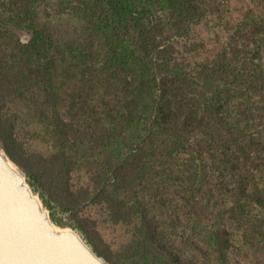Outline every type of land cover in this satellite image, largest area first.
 Segmentation results:
<instances>
[{
	"label": "trees",
	"instance_id": "trees-1",
	"mask_svg": "<svg viewBox=\"0 0 264 264\" xmlns=\"http://www.w3.org/2000/svg\"><path fill=\"white\" fill-rule=\"evenodd\" d=\"M36 1H5L7 24L22 37L0 33V145L50 210L51 221L79 231L108 264H264V164L242 161L249 153L243 146L237 145L236 155L219 148L218 125L224 123L217 111L226 109L224 92L237 85L218 89L212 107L197 115L200 133L209 141L208 167L202 158L198 165L186 159L196 152L190 134L161 120L163 106L175 104L165 81L188 75V55L205 49L203 43H185L183 54L175 39L182 33L174 32L186 35L190 21L218 10L220 2L75 0V13L103 32L100 41L109 46L96 68L99 51L87 54L84 44L57 42L37 26ZM254 2L256 11L243 12L236 24L245 31L256 23L264 77V0ZM223 26L233 27L228 20ZM249 34L229 37L248 41ZM91 44L85 43L88 49ZM29 59L41 61L42 76L34 77L23 65ZM125 65L134 68L135 81L128 110L104 101L119 98L122 83L95 73ZM91 70L89 81L101 87L91 86L85 105L100 101L105 118L80 126L64 110L75 94L68 95L67 87L70 76ZM233 81L242 83L240 72L231 74ZM210 171L218 186L216 209L189 212L186 208L204 195ZM226 171L232 186L223 179ZM102 228L120 231V238L105 242Z\"/></svg>",
	"mask_w": 264,
	"mask_h": 264
},
{
	"label": "rangeland",
	"instance_id": "rangeland-1",
	"mask_svg": "<svg viewBox=\"0 0 264 264\" xmlns=\"http://www.w3.org/2000/svg\"><path fill=\"white\" fill-rule=\"evenodd\" d=\"M5 1L0 0V33H7V36L8 33H11L15 37H22V34L11 26L12 24H7L8 13ZM169 1L172 4L177 2V0ZM187 2L188 5L197 4L198 6H203L202 4L211 6V4H218L219 2L220 4L218 10L213 13H207L199 20L194 18L190 21L186 35H183L180 30L174 32L182 33V37L178 36L175 39L178 40V47L183 54V44L185 43L187 45L193 42L203 43L205 49L188 55L190 58L188 75L175 76L165 81L164 87L173 90L175 104L172 107L166 104L163 106V119L161 120L166 125L168 123L172 130L182 129L189 133L192 146L196 152L187 155L186 159L191 164L198 165L199 158H202L208 167L211 163L207 154L210 151L209 141L200 133L201 129L197 123L201 119L197 115L201 114V108L204 110L207 106L212 107L218 89L223 87L233 89V85L236 84L235 91L227 90L222 95L224 98L226 96L224 105L226 109L217 111V117L219 116L220 121L224 123V125H218V135L222 137L219 148L221 150L226 148L227 152L236 155L237 145L243 146L249 153L243 155L244 159L242 161L247 163L248 166L262 167L264 164V77L259 73L260 54L257 49L259 29L255 22L245 31H240V26L236 24L241 20L240 15L243 12L250 9L256 11L255 2L254 0H187ZM35 7L37 26L51 33L57 42H74L77 46L84 44L87 54L99 51V54L94 58V61L98 58V62L93 63L96 68L97 65L100 67L101 61L106 60L109 46L101 43L100 34H98L103 32L92 29L91 23L87 21L86 17L75 13L77 8L75 0H37ZM225 20L233 25L229 30L223 26ZM229 33H250L249 40L246 41L239 35L230 38ZM85 43H92L91 47L88 49ZM40 63L41 61L38 59H29L25 60L23 65L31 70L34 77H39L43 75ZM74 64L77 67L82 66L81 62H75ZM129 65L122 66L116 72L114 69L108 70V68L107 72L105 68H100L95 72L103 78L114 80V85L117 81L122 83L118 87L120 94L117 96L119 98L115 96L111 100L104 99V101L111 102L113 100L116 106H125L126 110L130 108L129 99L134 95L129 88L135 84V81L132 80L134 68ZM92 72L94 71L79 73L69 78L71 85L67 87V89H70L68 95L71 96V90L75 94L68 98L69 102H67L64 110H67L68 117L79 120L80 126H85L87 120H90L91 123H100L105 118L103 105L101 106L100 101L98 103L99 107L98 105L93 107L85 105L88 93L92 89L91 86L95 84L101 87V85L94 83V80L89 81V75H92ZM233 72H240L241 84L237 81L230 82ZM38 97L42 99L41 96ZM18 107V109L25 110L24 106L18 105ZM246 123H248V128L244 129L243 126ZM27 137L30 138V133ZM30 140L34 139L31 137ZM0 150L11 160L1 145ZM14 165L23 174L20 167L15 163ZM209 174L211 175H209L210 178L204 195H201L197 201L188 206L189 208H186L189 212L206 213L216 209L218 186L216 181H212L211 171ZM223 179L229 181V185L232 186L231 173L226 171ZM175 190V188H171V191ZM34 194L38 196L37 193ZM39 200L41 201L40 198ZM43 207L49 214L50 210L45 206ZM57 216H63V214L58 213ZM64 227L73 229L69 226ZM73 230L86 242L85 237L79 231ZM100 233L103 235L105 242H109L113 238L117 240L121 234L120 231L110 233V231L103 228L100 229Z\"/></svg>",
	"mask_w": 264,
	"mask_h": 264
},
{
	"label": "water",
	"instance_id": "water-1",
	"mask_svg": "<svg viewBox=\"0 0 264 264\" xmlns=\"http://www.w3.org/2000/svg\"><path fill=\"white\" fill-rule=\"evenodd\" d=\"M0 150V264H107L73 229L51 221Z\"/></svg>",
	"mask_w": 264,
	"mask_h": 264
},
{
	"label": "bare ground",
	"instance_id": "bare-ground-1",
	"mask_svg": "<svg viewBox=\"0 0 264 264\" xmlns=\"http://www.w3.org/2000/svg\"><path fill=\"white\" fill-rule=\"evenodd\" d=\"M11 164V166L14 168L15 167V165L14 164H12V163H10ZM17 168V167H16ZM56 228H58L57 227V225H54ZM65 229H68V228H65Z\"/></svg>",
	"mask_w": 264,
	"mask_h": 264
}]
</instances>
